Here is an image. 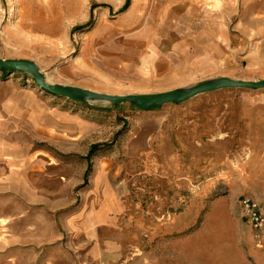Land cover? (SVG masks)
<instances>
[{
	"label": "rangeland",
	"instance_id": "1",
	"mask_svg": "<svg viewBox=\"0 0 264 264\" xmlns=\"http://www.w3.org/2000/svg\"><path fill=\"white\" fill-rule=\"evenodd\" d=\"M236 2L0 0V58L110 95L264 78V25ZM219 5L227 45L198 72ZM260 92L141 110L64 99L0 69V264H264L232 209L248 196L264 210V141L249 146L243 121Z\"/></svg>",
	"mask_w": 264,
	"mask_h": 264
},
{
	"label": "water",
	"instance_id": "2",
	"mask_svg": "<svg viewBox=\"0 0 264 264\" xmlns=\"http://www.w3.org/2000/svg\"><path fill=\"white\" fill-rule=\"evenodd\" d=\"M0 69L8 71L22 72L30 75L34 82L43 90L58 95L64 99L73 100L80 103L104 101L111 105L121 103H133L139 109L146 110L160 107L166 103L183 102L193 96L209 93L210 91L223 90L224 88H245L250 90L264 89V78L255 80L234 79L229 76L209 77L197 81L188 86H179L174 89L161 92H146L143 94L130 95H110L102 92H95L86 88L73 85H62L49 83L45 76L39 71L36 63L26 59L0 58Z\"/></svg>",
	"mask_w": 264,
	"mask_h": 264
},
{
	"label": "crops",
	"instance_id": "3",
	"mask_svg": "<svg viewBox=\"0 0 264 264\" xmlns=\"http://www.w3.org/2000/svg\"><path fill=\"white\" fill-rule=\"evenodd\" d=\"M174 1V0H172ZM176 1V0H175ZM238 3L240 1V5L237 4V2L235 3V7H232L231 10H237V9H248L247 13L249 14V18L251 20L252 24H256V26H263L264 25V0H237ZM219 5L218 8L215 10L213 9L212 11H217V13L215 15H217V20L218 22L213 21L212 25L209 26V30H208V39L210 41V44L208 43L206 45L205 48V53L208 54L209 57V61L208 63L206 62H202L201 61H197L194 62V68H197L198 72H208L213 70L214 68H212L213 66L218 65L219 63L216 61H212L210 57H216V59L218 58V50L215 51V49H222L223 46L227 45V40L225 39L223 42V34L225 32V28L223 26V24H221V22L219 21V15L222 14V10H225V7L222 6L220 8ZM241 25H240V29L243 26L242 21ZM240 40H242V37H240ZM197 48L201 49L200 47L196 46ZM203 55V54H201ZM217 91V90H216ZM213 91H210L209 93H212ZM209 93H202V94H198V95H206ZM260 95L256 96L255 95V100L256 103L254 104V108H250L252 110V114H250V117H247L246 119H244L243 121H245L244 126L247 127V130L249 131V136H248V145H251V141L254 135H258L260 137V140L264 141V92H260ZM249 111V109H248ZM251 112V111H250ZM246 157H248V155L246 154ZM247 235H248V240H249V247L247 249V252L249 254H255V250H254V243L252 240V236H251V231L249 226H247ZM247 257V256H246ZM255 258V257H252ZM242 264H257V263H251L247 260H245L244 262H242Z\"/></svg>",
	"mask_w": 264,
	"mask_h": 264
},
{
	"label": "built area",
	"instance_id": "4",
	"mask_svg": "<svg viewBox=\"0 0 264 264\" xmlns=\"http://www.w3.org/2000/svg\"><path fill=\"white\" fill-rule=\"evenodd\" d=\"M235 214L246 221L251 229V236L257 246L264 243V210L255 199L243 196L235 200L233 208Z\"/></svg>",
	"mask_w": 264,
	"mask_h": 264
},
{
	"label": "bare ground",
	"instance_id": "5",
	"mask_svg": "<svg viewBox=\"0 0 264 264\" xmlns=\"http://www.w3.org/2000/svg\"><path fill=\"white\" fill-rule=\"evenodd\" d=\"M103 174V173H102ZM106 179V178H105ZM109 181V180H108ZM110 183V182H109ZM106 186H107V184H106ZM108 188V187H107Z\"/></svg>",
	"mask_w": 264,
	"mask_h": 264
},
{
	"label": "trees",
	"instance_id": "6",
	"mask_svg": "<svg viewBox=\"0 0 264 264\" xmlns=\"http://www.w3.org/2000/svg\"><path fill=\"white\" fill-rule=\"evenodd\" d=\"M76 29H77V28H76ZM1 70H3V71H4L5 69H1Z\"/></svg>",
	"mask_w": 264,
	"mask_h": 264
}]
</instances>
